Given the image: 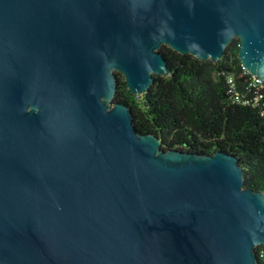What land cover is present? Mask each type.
Returning a JSON list of instances; mask_svg holds the SVG:
<instances>
[{
  "label": "water",
  "instance_id": "95a60500",
  "mask_svg": "<svg viewBox=\"0 0 264 264\" xmlns=\"http://www.w3.org/2000/svg\"><path fill=\"white\" fill-rule=\"evenodd\" d=\"M264 78V0H0V264H264V192L237 157L162 149L109 104L158 49Z\"/></svg>",
  "mask_w": 264,
  "mask_h": 264
},
{
  "label": "trees",
  "instance_id": "16d2710c",
  "mask_svg": "<svg viewBox=\"0 0 264 264\" xmlns=\"http://www.w3.org/2000/svg\"><path fill=\"white\" fill-rule=\"evenodd\" d=\"M239 49L236 39L214 62L162 46L170 74L154 75L140 96L118 78L114 102L128 105L137 130L157 134L166 151L235 155L244 168L245 186L264 192V84L249 87L252 74Z\"/></svg>",
  "mask_w": 264,
  "mask_h": 264
},
{
  "label": "built area",
  "instance_id": "2783aa9c",
  "mask_svg": "<svg viewBox=\"0 0 264 264\" xmlns=\"http://www.w3.org/2000/svg\"><path fill=\"white\" fill-rule=\"evenodd\" d=\"M230 81H232V79H230ZM263 84H264V78H260L252 74V79L249 83V87L258 88V86H262ZM255 92H257V90ZM257 256L259 261L264 263V245L257 247Z\"/></svg>",
  "mask_w": 264,
  "mask_h": 264
},
{
  "label": "rangeland",
  "instance_id": "374dc122",
  "mask_svg": "<svg viewBox=\"0 0 264 264\" xmlns=\"http://www.w3.org/2000/svg\"><path fill=\"white\" fill-rule=\"evenodd\" d=\"M236 39H238V38H234L233 41L236 40ZM233 41H232V42H233ZM232 42H231V43H232ZM163 46H166V45H163ZM161 47H162V46H161ZM161 47H160V48H161ZM160 48L158 49V51H160ZM114 72L116 73V75H117L118 78H124V76H123L122 73H120V72H118V71H114ZM113 103H114V99L111 100V101L109 100V104L112 105Z\"/></svg>",
  "mask_w": 264,
  "mask_h": 264
}]
</instances>
